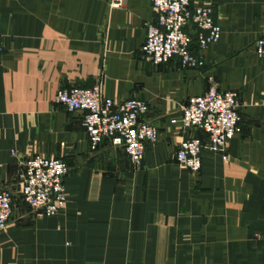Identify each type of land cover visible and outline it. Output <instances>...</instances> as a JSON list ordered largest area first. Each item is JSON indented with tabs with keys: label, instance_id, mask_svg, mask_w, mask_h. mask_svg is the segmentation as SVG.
Here are the masks:
<instances>
[{
	"label": "crops",
	"instance_id": "1",
	"mask_svg": "<svg viewBox=\"0 0 264 264\" xmlns=\"http://www.w3.org/2000/svg\"><path fill=\"white\" fill-rule=\"evenodd\" d=\"M188 1L210 7L220 30L198 51L188 29L195 69L143 59L150 0H0V191L12 196L0 264H264V67L254 56L264 0ZM95 86L112 104H147L158 136L137 166L107 140L91 151L81 113L53 103L58 90ZM209 86L238 94L240 132L218 153L202 147L191 175L174 152L205 135L169 119ZM36 155L67 167L53 217L18 198L21 162Z\"/></svg>",
	"mask_w": 264,
	"mask_h": 264
},
{
	"label": "built area",
	"instance_id": "2",
	"mask_svg": "<svg viewBox=\"0 0 264 264\" xmlns=\"http://www.w3.org/2000/svg\"><path fill=\"white\" fill-rule=\"evenodd\" d=\"M120 1L114 0L112 5L118 6ZM150 10L154 18L142 24L144 39L140 53L153 67L174 59L181 69L198 67L199 59L191 52V39L187 33L191 27L197 31L195 46L198 51L219 40L220 30L213 23L208 6L190 8L188 0H150ZM254 56L264 67V33L254 42ZM53 103L68 113H81L80 125L91 151L107 140L112 147L119 148L134 167L141 161L145 146L157 140L156 127L143 120L148 106L141 100L127 99L112 104L101 99L95 86L58 90ZM169 124L182 133L205 135V142L197 137L181 140L173 155L178 168L197 174L202 147L218 153L227 141L239 134L238 94L235 91L219 92L209 86L201 95L186 99L177 118L169 119ZM10 155L15 156L13 151ZM21 166L20 202L36 218L60 213L66 203L63 188L66 165L60 159L36 155L24 159ZM11 204L12 196L7 191H0V231L6 227Z\"/></svg>",
	"mask_w": 264,
	"mask_h": 264
},
{
	"label": "rangeland",
	"instance_id": "3",
	"mask_svg": "<svg viewBox=\"0 0 264 264\" xmlns=\"http://www.w3.org/2000/svg\"><path fill=\"white\" fill-rule=\"evenodd\" d=\"M189 173V172H188ZM189 174H191V173H189ZM191 175H196V174H191ZM20 201V200H19ZM21 203V202H20ZM22 204V203H21ZM3 231V230H2Z\"/></svg>",
	"mask_w": 264,
	"mask_h": 264
}]
</instances>
